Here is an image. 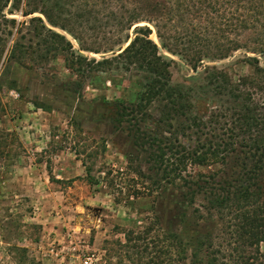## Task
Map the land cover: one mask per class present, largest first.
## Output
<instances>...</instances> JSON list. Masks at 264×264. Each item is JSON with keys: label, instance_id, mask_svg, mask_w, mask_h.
<instances>
[{"label": "rangeland", "instance_id": "374dc122", "mask_svg": "<svg viewBox=\"0 0 264 264\" xmlns=\"http://www.w3.org/2000/svg\"><path fill=\"white\" fill-rule=\"evenodd\" d=\"M6 1L1 13L14 24L0 21V264H85L86 257L90 264H138L139 253L124 244L122 231L140 230L153 220L156 228L150 237L158 229L170 231L185 244V259L180 264H194L191 251L198 239L211 240L218 264H235L232 228L225 216L207 207L203 196L194 195L188 202L171 185L159 182L161 187L133 202L126 198L135 188L141 190L139 170L151 179L160 173L151 159L155 146L140 143L136 138L140 130L115 121L110 107L102 103L121 100L122 93L127 97L144 75L132 68L112 70L108 75L100 72L104 83H94L87 76L78 85L77 74L63 65L65 50L50 49L44 35L34 37L31 31L30 16H39L48 28L69 40L74 54L98 60L110 56L106 51L114 30L110 8L88 2L78 11L82 17L75 25L77 41L65 30L49 25L38 12L21 15L24 0H19L17 10L12 7L14 0ZM115 2L135 4V0ZM148 25L159 53L172 60L171 83L187 87L199 106L217 100L203 79V66L193 70L180 55L162 48L153 26ZM176 25L178 30L184 27ZM127 32L132 37L131 27ZM252 38L238 37L242 41ZM14 42L21 44V51L12 55ZM247 50L239 48L213 61L205 58L202 65L224 68L231 76L246 73L248 66L241 58L256 55L263 60ZM105 76L120 80L119 86H112ZM150 111L155 113L153 106ZM70 120L78 128L71 127ZM202 138L200 135L199 140ZM179 141L186 146L198 142L185 136H179ZM73 148L92 154L85 161L98 183L85 180L80 162L84 156L76 157ZM258 247L264 262V241Z\"/></svg>", "mask_w": 264, "mask_h": 264}, {"label": "trees", "instance_id": "16d2710c", "mask_svg": "<svg viewBox=\"0 0 264 264\" xmlns=\"http://www.w3.org/2000/svg\"><path fill=\"white\" fill-rule=\"evenodd\" d=\"M115 1L119 0H24L21 15L38 12L49 25L65 30L78 41L75 25H79L84 6L92 2L110 8L114 29L106 48L110 56L98 60L74 54L69 40L48 28L39 16H30L29 22L34 37L44 35L50 49L65 50L63 65L77 74L78 85L87 76L94 83H104L100 72L108 75L112 70L132 68L144 75L128 98L122 93L121 100L102 103L110 107L115 121L128 122L140 130L136 137L140 143L148 148L155 146L151 159L160 173L151 179L139 170L141 190L135 188L126 198L133 202L145 192L161 187L159 182L171 185L188 202L194 195H201L207 207L220 217L225 216L232 228L235 264H264L258 247L264 241V0H138L140 4L135 0L133 6ZM6 3L0 0V21L13 26L14 20L1 13ZM18 3L14 0L12 4L16 10ZM177 23L184 27L178 30ZM148 24L153 26L162 48L180 55L193 70L203 66V79L212 87L217 100L210 99L206 107L199 106L187 87L171 83L172 60L159 53L157 44L149 37ZM130 27L132 37L127 32ZM245 35L253 38L238 39ZM248 43L255 46L249 48ZM20 45L14 42L12 55L21 51ZM83 47L79 48L87 50ZM239 48L262 56V62L256 55H245L241 60L249 72L236 76L224 68L202 65L205 58L222 59ZM93 49L99 52L98 48ZM104 78H109L112 86H119L120 80ZM152 106L155 113L150 111ZM141 123L149 126H140ZM70 126L78 128L79 124L70 120ZM166 131L169 136L164 135ZM179 136L194 137L198 142L186 146ZM72 152L76 157L84 156L80 162L85 180L98 183L85 161L92 154L85 149L73 148ZM238 163L239 169H235ZM154 228L155 220L140 230L122 231L124 244L132 245L139 253L137 263L180 264L186 249L181 238L159 229L155 237H150ZM211 247V240L198 239L191 251L192 263L218 264Z\"/></svg>", "mask_w": 264, "mask_h": 264}, {"label": "built area", "instance_id": "2783aa9c", "mask_svg": "<svg viewBox=\"0 0 264 264\" xmlns=\"http://www.w3.org/2000/svg\"><path fill=\"white\" fill-rule=\"evenodd\" d=\"M88 261V262H87ZM84 263L86 264V263H91V259H90V257H86V259H85V261H84Z\"/></svg>", "mask_w": 264, "mask_h": 264}, {"label": "water", "instance_id": "95a60500", "mask_svg": "<svg viewBox=\"0 0 264 264\" xmlns=\"http://www.w3.org/2000/svg\"><path fill=\"white\" fill-rule=\"evenodd\" d=\"M129 40H130V39L127 40V42L124 44V46L127 45V44L129 43ZM124 46H123V47H124Z\"/></svg>", "mask_w": 264, "mask_h": 264}]
</instances>
